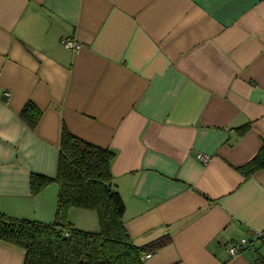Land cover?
Wrapping results in <instances>:
<instances>
[{"label":"crops","instance_id":"1","mask_svg":"<svg viewBox=\"0 0 264 264\" xmlns=\"http://www.w3.org/2000/svg\"><path fill=\"white\" fill-rule=\"evenodd\" d=\"M63 125L115 154L133 243L169 238L144 264H264V242L227 252L264 230V167L241 170L264 144V0H0L2 213L55 219L58 185L30 177H55ZM24 259L0 242V264Z\"/></svg>","mask_w":264,"mask_h":264},{"label":"trees","instance_id":"2","mask_svg":"<svg viewBox=\"0 0 264 264\" xmlns=\"http://www.w3.org/2000/svg\"><path fill=\"white\" fill-rule=\"evenodd\" d=\"M42 114L35 103L28 101L20 118L34 129ZM114 156L109 149L75 137L63 125L55 177H30L34 195L51 183L58 185L55 219L44 223L0 211V242L22 249L24 264H144V255L167 244L169 238L145 246L133 243L123 221L124 203L113 183ZM263 167L264 144L241 170L248 177ZM70 209L94 212L98 230L75 227L67 218Z\"/></svg>","mask_w":264,"mask_h":264},{"label":"built area","instance_id":"3","mask_svg":"<svg viewBox=\"0 0 264 264\" xmlns=\"http://www.w3.org/2000/svg\"><path fill=\"white\" fill-rule=\"evenodd\" d=\"M61 44L67 48V49H71L74 51H77L80 49V45L76 44L73 40L71 39H63L61 41ZM6 97H9L10 94L9 93H5ZM197 159L199 161H201L203 164L207 163L208 161V157L202 154H198L197 155ZM255 241H260V242H264V230L258 231L256 233H254V235L251 238H242L239 241H236L232 244H230L227 247V252L231 257H235L237 255H239L242 252L245 251H254L255 247H254V243ZM151 257V254H146L143 259H149Z\"/></svg>","mask_w":264,"mask_h":264},{"label":"rangeland","instance_id":"4","mask_svg":"<svg viewBox=\"0 0 264 264\" xmlns=\"http://www.w3.org/2000/svg\"><path fill=\"white\" fill-rule=\"evenodd\" d=\"M81 213H83V215H92V214H87V213H93V217H95V219L97 218V216H95L96 214H94V212H92V211H86V212H81ZM79 222H80L79 224H81L82 226H89V223L86 222V220H84V219H80ZM92 226H96V228L95 229H90L89 228V230H98V228H99L98 219L94 220V218H93V225ZM80 228H82V229L84 228L85 229L86 227H80Z\"/></svg>","mask_w":264,"mask_h":264}]
</instances>
